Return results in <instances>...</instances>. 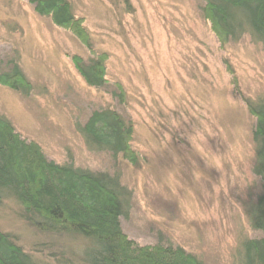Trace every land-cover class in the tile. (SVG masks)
I'll return each instance as SVG.
<instances>
[{
  "label": "rangeland",
  "instance_id": "rangeland-1",
  "mask_svg": "<svg viewBox=\"0 0 264 264\" xmlns=\"http://www.w3.org/2000/svg\"><path fill=\"white\" fill-rule=\"evenodd\" d=\"M67 1L95 52L29 0H0V75L18 69L30 83L0 82V115L49 159L118 174L133 193L121 218L129 238L234 264L242 242L262 235L249 219L264 185L246 100L264 98V43L247 33L222 45L204 0ZM95 53L107 58L102 87L89 85L73 59L88 63ZM105 107L133 122L136 164L85 141L81 129ZM0 228L39 263L86 264L87 240L37 230L11 197L0 201Z\"/></svg>",
  "mask_w": 264,
  "mask_h": 264
},
{
  "label": "trees",
  "instance_id": "trees-1",
  "mask_svg": "<svg viewBox=\"0 0 264 264\" xmlns=\"http://www.w3.org/2000/svg\"><path fill=\"white\" fill-rule=\"evenodd\" d=\"M29 1L39 13L52 16L58 26L70 30L95 52L84 20L73 14L67 0ZM203 13L222 45L238 41L247 33L255 42L264 43V0H204ZM73 59L89 85L102 87L108 83L104 54L95 53L88 63L78 56ZM0 82L15 89L30 86L18 69L0 75ZM117 87L118 96L124 100L122 85ZM246 103L256 118L254 173L264 185V98L257 104ZM81 133L95 149L121 155L134 164L139 160L132 147L133 122L112 107L95 110ZM132 194L118 174L49 159L39 143L22 137L11 121L0 115V201L6 197L17 201L22 217L31 226L41 232L72 234L87 240L86 264H204L194 253L171 241L143 245L129 238L121 218L129 216ZM249 219L262 235L242 242L234 264H264V191L251 206ZM0 264L48 263L36 261L15 235L0 228Z\"/></svg>",
  "mask_w": 264,
  "mask_h": 264
}]
</instances>
